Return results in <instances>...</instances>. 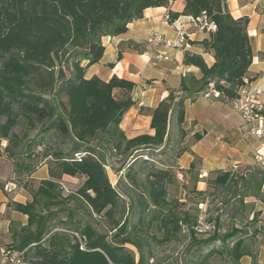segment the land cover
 Here are the masks:
<instances>
[{"label":"trees","instance_id":"16d2710c","mask_svg":"<svg viewBox=\"0 0 264 264\" xmlns=\"http://www.w3.org/2000/svg\"><path fill=\"white\" fill-rule=\"evenodd\" d=\"M181 1L182 13L170 12L169 22L179 16L196 18L205 13L216 30L199 45L213 55L215 62L208 67L201 56L185 52L183 64L197 68L200 78L182 77L179 89L170 91L150 112L153 135L127 138L120 123L134 105L130 95L134 85L115 76L108 82L95 77L85 79L84 73L102 59V38L124 34L128 24L142 18L144 10L167 7L170 0H0V118H4L0 123V148L1 141H5L3 151L14 164L16 177H29L35 168L18 157L23 148L32 151L33 146L42 145L45 137H40L39 142L32 138L23 145L27 133L40 125L38 136L53 129L59 139V143L44 146L49 178L38 182L29 202L11 204L14 211L27 217V223L10 224L12 241L7 247L26 250V264H151L152 243L167 242L182 228L196 245L218 240L225 243L241 233L232 229L218 237L213 221L212 235L204 240L195 239L199 208L197 214L183 212L182 217L168 210L165 181L169 174L151 171L138 186L135 175H131V166L124 178L131 189L133 186L137 210L133 211L132 203L128 208L138 220L132 225L113 220L122 195L128 199L132 195L130 191L119 194L112 187L105 171L106 151L121 157L124 164H134L142 159L143 151L164 146L171 116L175 115L176 124L181 126L185 102L193 103L203 96L210 83L224 98L234 100L244 80H253L248 75L252 62L248 19H233L224 0ZM115 89L124 91L122 98L114 97ZM59 95L65 101L58 99ZM20 121L26 132L18 136L12 130ZM65 141L70 145L67 151L62 149ZM194 166L192 162L190 169ZM216 173L215 185L237 187L239 176L248 191L246 197L264 204L262 169ZM63 175L83 179L76 192L62 195ZM23 186L27 188L26 184ZM77 201L91 216L111 220L109 241L92 224L76 219ZM61 212L64 219L59 218ZM150 214L153 216L147 224L158 221L159 228L164 230L162 240L147 236L143 229ZM127 246L133 247L136 254ZM225 252L236 264L249 254L241 237ZM251 264L258 263L252 258Z\"/></svg>","mask_w":264,"mask_h":264},{"label":"crops","instance_id":"0c3cea01","mask_svg":"<svg viewBox=\"0 0 264 264\" xmlns=\"http://www.w3.org/2000/svg\"><path fill=\"white\" fill-rule=\"evenodd\" d=\"M224 1L233 19H248L247 35L252 50L248 75L253 78L250 87L264 93V0ZM183 9L184 4L181 0H170L167 7L144 10L142 18L128 24L124 34L102 38L104 47L102 59L85 70V79L95 77L108 82L115 76L134 85L130 94L134 105L125 113L120 123V129L127 138L142 134L153 135V130L150 129V112L168 96L170 91L179 89L182 77L193 75L197 79L200 78L197 68L183 64L185 52L201 56L208 67L215 62L213 55L204 52L199 45L208 38L209 33L186 24V18L189 16H179L173 21L177 22L176 25L184 24L187 35L186 48L175 49L163 44L152 46L146 42L148 36L154 32L161 34L165 41H176L178 31L164 17L169 16L170 12L181 14ZM113 95L115 98H122L124 91L115 89ZM184 109V122L186 121L187 124L192 122L193 125V128L187 127L188 136L195 135L198 138L189 146L188 151L183 153L179 168L188 170L194 158L198 161L200 180L196 182V190H205L203 179L212 171L234 172L241 167L255 164L253 155L264 140V121L260 128L262 137L257 138L249 133L250 125L244 122L230 105L224 104L219 99L200 96L193 103L185 102ZM255 127L257 128L256 124ZM25 178V182L28 183H38L48 179V166L41 165ZM15 179L14 164L2 147L0 148V247L11 244L9 229L12 222L20 223L22 226L27 223V217L11 207L12 203L24 205L31 200L30 192L23 186L24 183L20 184ZM72 179L63 175L61 182ZM261 193L264 194V180ZM246 199H249L250 204L257 203L261 209H264V204L254 197H246ZM263 216L264 212L261 213L256 225L264 224ZM248 220L253 221V214ZM257 230H260L259 227ZM248 235L251 234L247 233L246 236ZM261 240L264 246V238ZM256 254V257H251L257 259L258 264H264V252L262 256L261 251ZM251 257L249 254L244 255L240 260L248 258L249 261L244 264H251Z\"/></svg>","mask_w":264,"mask_h":264},{"label":"rangeland","instance_id":"374dc122","mask_svg":"<svg viewBox=\"0 0 264 264\" xmlns=\"http://www.w3.org/2000/svg\"><path fill=\"white\" fill-rule=\"evenodd\" d=\"M58 99L65 101L63 95H59ZM3 122L4 118H0V123ZM40 127L39 125L36 130L27 133V138L23 145L32 138H34L36 142H39L40 137L44 136L45 139L43 144L41 145L38 143V146H33L32 151H26V148H23L22 152L24 154L22 153V155L18 157V159L25 163H31L35 169L44 164V146L59 143L57 134L53 129L45 134L39 133L40 136H38ZM187 127L193 128L192 122L187 124L185 121L181 126H178L176 124L175 115H172L168 128V136L164 146L154 151H143L142 159L137 160L134 164H124V160L121 157H115L113 154L106 151L105 171L112 187H114L119 194H123L124 191H130L132 195L129 199L122 195V201L114 213L113 220L121 222L127 221L131 225L136 224L138 220V216L132 214V209L129 210L131 203L133 204V211L137 210V203L132 194L134 192L133 186L131 189L130 182L124 178L128 167L131 166V175H135L138 186L140 183H144L147 173L155 170H163L170 176V178L165 181L167 191L166 200L169 203L168 210H171L180 217H182L183 212L195 215L197 214L198 205L204 204L205 208L202 205L203 207L200 211L204 213L209 220L216 223L218 237H222L227 232L229 233L232 231V229H237L235 226L239 227L238 230H240L241 233L227 240L225 243L218 240L207 245H196L187 230L182 228L171 240L160 244L152 243L154 259L150 261L151 264H236L232 262V259L227 256L225 251L230 249L234 240L240 237L243 239L244 246L249 252V257H256V253L259 251H261L262 256L264 246L260 241H263L261 239L264 238V224L256 225V222L258 223V218H260L264 209H261V206L257 203L250 204L248 202L249 199H246L248 191H246L243 186V181L238 179L239 176L237 177V187H221L213 183L217 173L216 171H212L203 179L205 182V190L198 191L196 190V182L200 180L198 178L200 174L198 161L194 158L193 163L195 166L193 169L189 167L188 170H180V158L184 152L188 151L189 146L196 141L195 135L192 137L188 136L189 130ZM24 132L26 131L22 121L12 130V133L18 136H21ZM6 144L7 143L2 140L1 148L5 147ZM69 148V143L65 141L62 149L67 151ZM123 166V170L119 172L118 170ZM258 168L257 165L253 164L252 166H244L240 169L254 171ZM246 174L248 175L249 172ZM179 175L181 177H179ZM15 180L20 184H26V190L30 193L35 191L38 184L25 182V176L20 178L16 177ZM82 182V178H73L72 180H68V182H61L60 188L62 195L67 196L70 193L76 192ZM245 201H247V203H245ZM76 204L78 205L76 219L83 223L92 224L99 233L107 235V241H109L111 235L109 231L112 229L110 224L111 220L108 217L91 216L87 208L81 202L77 201ZM70 205L72 206L73 202H71ZM252 214L253 221H249L248 218ZM151 216L153 215L150 214L146 217L143 229H146L145 232L147 236L152 235L157 240H162L164 230L159 228L158 221L155 220L150 225L147 224ZM59 218L64 219L65 214L61 212ZM258 227L260 230H257ZM247 233L251 235L246 236ZM211 235L212 234H197L195 239L204 240ZM127 248L136 254V250L133 247L127 246ZM248 261V258H243L239 261V264H244Z\"/></svg>","mask_w":264,"mask_h":264},{"label":"built area","instance_id":"2783aa9c","mask_svg":"<svg viewBox=\"0 0 264 264\" xmlns=\"http://www.w3.org/2000/svg\"><path fill=\"white\" fill-rule=\"evenodd\" d=\"M164 19L170 23L176 31H178V39L174 42L165 41L161 34L154 32L148 36L146 42L149 45H161L175 49H184L186 44V33L184 31V24L176 25L177 22H169V16L166 15ZM186 24L190 27L196 28L206 33H214L216 26L213 22L209 21L206 14L202 13L199 17H187ZM250 81L244 80V83L237 89V98L229 100L224 98L221 93L215 90L214 85L210 83L208 89L203 95L206 98L219 99L224 104L230 105L235 112L239 114L244 122L250 125L249 133L257 138H261V126L264 121V93L258 89H252L250 87ZM257 125V128L255 127ZM75 157L80 159V155L76 154ZM255 164L264 171V140L261 143V147L255 151L253 155ZM236 168H234L235 170ZM204 204H199V210L202 209ZM215 229L213 221H210L207 216L199 212L198 219L194 226L196 234H211ZM83 248V246H82ZM24 251L13 250L10 247H0V264H26L24 260Z\"/></svg>","mask_w":264,"mask_h":264}]
</instances>
